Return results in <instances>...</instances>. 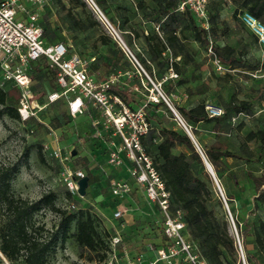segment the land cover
<instances>
[{"label":"trees","instance_id":"16d2710c","mask_svg":"<svg viewBox=\"0 0 264 264\" xmlns=\"http://www.w3.org/2000/svg\"><path fill=\"white\" fill-rule=\"evenodd\" d=\"M67 1L76 8L74 13H70L69 10L67 20L63 22L69 30L82 34L96 27L82 0ZM180 1L134 0L133 3L129 2L118 8L127 13L137 10L142 19L149 24L148 30L145 31L127 27L128 33L124 39L130 48L134 41H139L140 51L135 52L136 59L150 78L156 81L164 79L160 84L164 97H171L177 88L182 89L187 99L194 95L201 97L185 105H180L174 99L168 101L188 129L198 150L183 129L177 125L172 113L161 100L157 103L146 101L139 85V77L121 51L104 33H101L97 40L105 53H94L88 71L89 74L98 73L102 80L107 79L109 75H117V72L129 73L128 79L118 78L110 85L109 92L129 109L140 107L146 102L143 111L149 123V130L140 142L168 193L169 209L182 213L186 239L205 264H240L234 240L225 220L226 213L220 198L214 192L212 182L214 179L222 187L225 203L231 212L233 208L229 205L234 200V195L230 190L238 188L239 179L236 172L240 179V174H243L244 180L251 183L253 192L249 213L256 215L264 211V167L258 170L259 163L264 160V127L247 126L246 123L253 118L254 105L252 100L237 99L235 93L226 101L218 99L220 102L218 107L223 111L219 118H208L203 111L208 82L206 79L202 80L199 72L202 63H196L188 76L185 71L193 56L189 46L195 44L206 56L212 70V55L226 70L221 73L222 79L218 80L227 81L230 75L256 80L248 74L264 73V50L261 59L252 55V51L257 50L256 40L252 34L245 33L240 36L235 46L225 41L228 26L219 12L217 6L220 4L219 0L209 1V8L206 0L208 23L206 30L200 27L189 11L177 9ZM228 1L234 5L233 18L246 11L264 24V0ZM54 3L60 5V0H54ZM95 4L104 14L110 13L105 0H95ZM48 12L46 11L44 16L49 15ZM123 18L122 24L127 21V16ZM39 25L46 43L61 42L59 28L50 29L47 21H42ZM235 25L238 29L243 28L238 21H235ZM71 39L75 37L72 36ZM208 46L212 55L206 52ZM176 57H179L178 61H175ZM169 71L175 75L174 79L168 78ZM29 74L32 78L31 90L34 98L43 103L45 95L56 89L55 72L47 67L43 59H38L31 65ZM140 78L148 85L142 75ZM195 81L199 83L192 86ZM135 85L137 91L133 90ZM258 100L262 102V99ZM16 102L17 91L9 85L0 88V117L5 116L19 123L15 110ZM262 112L264 113V108ZM38 116L43 117V111ZM232 118L235 119L233 123ZM70 119L65 110L47 117V122L50 128L56 130L66 126ZM41 123L29 122L26 126L44 128V123ZM202 135L211 137L209 145H203ZM31 147L42 160L44 153L41 142L38 141L29 146ZM29 148H25L24 157L27 156ZM202 158L209 165L213 179L206 171ZM227 160L240 162V169L228 167ZM83 166L85 169L83 174L88 179L89 187L93 183V177L85 164ZM19 169L18 163L0 167V254L10 264H48L49 258L56 250L62 248L66 241L72 240L78 248L93 252L98 263L103 262L106 253L109 252L104 237L107 238L109 234L103 232L101 235L97 231L98 217L91 209L81 207L73 210L59 209L55 206L57 195L54 191H48L33 201L14 196L11 181ZM108 195L107 189L95 199H99L98 202L101 203ZM63 199H72L64 189ZM112 202L113 199H110V209L113 206ZM42 210L51 211L58 217L51 231H47L43 224L35 221V216ZM242 225L238 237L244 262L261 264L260 255L264 253V221L258 217L252 222L244 219ZM157 228L160 232L159 225ZM248 246L251 247L250 250Z\"/></svg>","mask_w":264,"mask_h":264},{"label":"built area","instance_id":"2783aa9c","mask_svg":"<svg viewBox=\"0 0 264 264\" xmlns=\"http://www.w3.org/2000/svg\"><path fill=\"white\" fill-rule=\"evenodd\" d=\"M49 0H0V88L6 84L17 91L16 113L19 124L25 126L29 122L41 123L38 114L49 104L56 101L65 102V110L71 119L87 113L89 107L97 111L101 125L110 129L109 140L106 143V165L114 169H124L125 179H112L108 182L109 197L113 199L111 220L122 219L126 212L122 199L128 197L133 187L138 189L145 201L155 207L159 217L160 238L155 245L145 247L146 257L135 256L133 264H205L184 235L182 213L171 211L168 205V193L154 170L149 156L142 148L140 139L149 130V123L144 116L145 103L135 109L126 107L116 96L109 92L112 85L121 74L107 79H94L89 74L88 66L93 58L84 60L75 53H70L61 43H46L42 29L38 23L37 11L47 5ZM94 19L101 26L104 34L121 51L139 77V85L144 89L142 75L151 85V94L146 97L147 102L157 103L161 100L172 113L175 122L184 131H188L180 117L170 106L168 100L159 91V84H154L144 72L135 53L126 44L125 39L105 17L93 0H82ZM179 11L187 10L198 21L200 27L207 29L206 0H181L177 6ZM239 22L255 38L257 46L264 50V24L246 11L238 14ZM212 55L210 47L206 49ZM38 59H43L50 70L55 72L54 84L56 89L47 93L43 103H39L31 90L32 78L29 74L31 65ZM211 64L216 73L226 70L212 55ZM129 78V73H123ZM253 79L264 78L262 74H248ZM168 78H175L169 71ZM146 84V83H145ZM147 85V84H146ZM137 86L133 90L137 91ZM204 114L208 118H219L223 111L220 107L204 103ZM235 119L232 118L233 123ZM43 124V123H41ZM96 122L91 121L94 127ZM51 143L42 145V152L57 164V178L59 184L72 198H80L77 194V181L84 176L83 172L69 163L70 151L63 155L57 147L54 131L43 124ZM189 132V131H188ZM32 134V129L27 130ZM117 137L118 143L112 138ZM196 146V144H195ZM196 150H198L196 146ZM221 203L227 213L229 228L240 257L241 264H245L239 237L235 231L221 189L214 180ZM62 209L73 210L75 206L67 202ZM121 243L118 235L111 238L109 245V259L104 264H117L115 247ZM126 264H130L127 262Z\"/></svg>","mask_w":264,"mask_h":264},{"label":"rangeland","instance_id":"374dc122","mask_svg":"<svg viewBox=\"0 0 264 264\" xmlns=\"http://www.w3.org/2000/svg\"><path fill=\"white\" fill-rule=\"evenodd\" d=\"M209 1L214 0H207L208 8L210 6L208 3ZM219 1L221 5L223 2L221 0ZM93 2L95 3V0H93ZM129 2L133 3L134 0H105V4L109 6L110 13L104 15L108 21L122 33L123 37H125L128 33L127 27L144 31L148 30L149 27V24H147L144 19H142L140 13L137 10H131L130 13H127L118 8ZM97 7L101 10L99 6ZM86 9L89 11L87 6ZM220 9H222L223 19L228 18V9H224V6L222 5L220 6ZM69 10L70 13L76 12V8L72 7L67 0H60V5L55 4L54 0H49L45 7L37 11L38 23L47 21L49 23L50 29L54 30L59 28L61 30V43L67 47L70 53H75L84 60L92 58L94 53H105L104 48L98 44L97 40V37L104 32L94 17L92 16L93 21L96 23V27L94 29L82 34L77 33L76 31L69 30L68 27L63 23L65 20H67V13ZM46 11H49V15L44 16ZM125 16H127V21L122 24L124 19L123 17ZM72 36H74L75 39L72 40ZM239 36V31L236 33H230L225 38V41L229 45L235 46L238 42ZM133 44L134 45L131 48L132 51L134 53L140 51L139 41H134ZM191 47H195V61L202 63V67L199 69V72L202 75V78H205L208 82V92L204 99L207 103L220 106L219 101H225L227 97H229L231 91L235 93L237 99L246 100L250 98V92L252 91L251 89H264L263 81H251L249 79H243L238 75H230V78L229 80L227 79V81L218 80L222 76L211 69V66L209 65L204 53L200 51L196 45H190L189 48L191 49ZM252 55L258 59H261L262 51L257 48V50L252 51ZM191 71V68H186V76H188ZM117 73L121 74L119 78L128 79L123 73ZM92 76L94 79L102 80L98 73H93ZM111 76L115 75H109L108 78ZM148 78L155 85L159 84V91L163 95L160 84L164 79L162 81H156L149 76ZM198 83V81H195L192 83V86H195ZM224 85L227 87L225 92ZM144 86L146 89L141 87L142 94L145 96L150 95L152 88L151 85H146L144 83ZM220 86L223 87V90L217 91L215 87L219 88ZM1 87L5 88L6 84L2 85ZM227 91H230L228 95ZM200 98L201 97L194 95L187 99L183 95L182 89L177 88L174 94L171 97L166 98V100L169 101V99H174L180 105H185L186 103L193 102ZM258 105L259 104L256 102L254 110L264 108L263 103L260 104V107H258ZM61 111H65V102L60 100L47 106L43 110L44 116H38V119L45 125L47 124L49 127L50 125L47 122V117ZM92 120L96 122L94 127L91 126ZM246 124L248 127L252 128L263 127L264 116H262L260 120H257L256 117H253ZM29 128L32 129V134H27V130ZM52 131H54L56 144L61 153L63 155L69 151L70 154L73 153V155H70L69 158V163L71 166L80 169L84 173L85 169L83 165L85 164V167L90 170V173L93 177V183L89 187H86L85 194L82 198L80 197L81 199L75 198L64 200L63 189L59 184L56 173L57 164L52 159H50L46 153L42 155V160H40L35 149L32 147L29 148L30 145H33L38 141H40L42 145L44 143H51V137L47 136L46 129L43 127L36 128L33 126H22L18 122L3 116L0 117V167L13 163H18L20 165L18 174L11 181V191L14 196L33 201L48 191H54L57 195L55 206L59 209L64 207L67 202L72 203L75 208L81 207L91 209V211L98 217V222L96 224L97 231L101 235L103 232H107L109 234L107 238L104 237V241H107L108 247L112 237L116 235L120 237L121 243L115 247L117 264H126L127 262L133 264L135 256L142 255V257H146L145 247L148 245H155V243H157L160 238V232L157 228L159 225V217L155 207H152L150 204H148L141 196L138 197L135 196V194H130L128 198L122 199V203H124V208L126 209L124 218L120 221H117V223H114V221L111 220V209L109 204L111 198L109 195L106 196L101 203L98 202L99 199H95V197L108 189V182L110 180L126 178L124 169H114L106 165V143L109 140L111 131L108 128L104 129V127L101 125V119L98 117L97 111L94 108L89 107L87 113L70 119L66 126L56 130L52 129ZM112 140L118 143L117 137H113ZM201 141L203 145L207 146L209 143H211L212 139L210 136L203 135ZM26 147L29 148V151L27 156L24 157L23 153ZM177 151L178 150H176V152ZM226 163L231 169H240L241 167L240 162H235L233 160H227ZM259 167L261 169L264 167V160ZM242 168L245 167L242 166ZM236 174L237 179H239L238 188L236 190H230V192H232L234 195V200L229 205V207L233 208V211L229 212V214L233 219L234 228L238 235L239 229L243 228L242 220L246 219L248 222H252L256 216L255 214L249 213L251 210L250 205L252 191H250L251 189H249L248 183L246 180H244V175L240 174V179L238 172H236ZM212 184L216 196L219 197L214 181ZM217 185L219 186L218 183ZM222 185L224 186V181H222ZM219 188L221 189L222 187L219 186ZM222 208L226 213L223 204ZM226 208L228 209L227 204ZM261 215L264 219L262 211ZM227 218L228 217L226 213L225 220L228 225ZM57 219L58 217L55 213L47 210H42L35 216V221L39 224H43L47 231L53 230L57 223ZM237 222L238 225L236 226ZM228 230L232 237L233 232L232 229L229 228V225ZM137 252H139V254H137ZM108 259L109 252L106 253L104 261L98 263L93 252L82 250L78 248L72 242V240H68L62 246V248H58L55 254L49 258L48 264H104L108 261ZM238 261L241 264L239 256ZM0 264L10 263L0 254Z\"/></svg>","mask_w":264,"mask_h":264},{"label":"crops","instance_id":"0c3cea01","mask_svg":"<svg viewBox=\"0 0 264 264\" xmlns=\"http://www.w3.org/2000/svg\"><path fill=\"white\" fill-rule=\"evenodd\" d=\"M215 1H218V0H215ZM223 3L221 4L222 6H224V9H228V12H229V17L228 18H226V19H224L225 20V22H226V25L228 26V34H230V33H236V32H240V36H242L243 34H251L246 28H237L236 27V25H235V21H238L239 22V19H238V17H237V15L235 16V18H233L232 17V11H233V9H234V5H231L230 4V2L228 1V0H221ZM220 4H218L217 6L219 7V9H220V6H221ZM219 12H220V14L221 15H223V13H222V9H220L219 10ZM240 23V22H239ZM241 24V23H240ZM242 25V24H241ZM240 36H239V38H240ZM191 45H195V44H191ZM241 45V44H240ZM257 48L260 50V51H262L258 46H257ZM191 49H192V52H193V56H192V61L191 62H189L188 64H187V66H186V68H191V69H193L194 68V65L196 64V63H198L197 61H195V47H191ZM178 59H179V57H176L175 58V61H178ZM202 67V66H201ZM201 67H200V69H201ZM213 68V67H212ZM213 71H214V69H213ZM215 72V71H214ZM217 74H219V75H221V73H217ZM205 78H202V80H204ZM251 81H263L264 82V78H259V79H256V80H251ZM229 83V82H228ZM215 89H217V91H220V90H223V87H215ZM227 90V87L224 85V92ZM252 91L250 92L251 94H250V98H248L249 100H252V103H253V105L255 106V104H256V102L259 104L258 105V107H260L261 105L260 104H264V98H263V96H264V89L263 88H257V89H255V90H253V89H251ZM229 92L230 91H227V95L229 94ZM232 93H233V91H231L230 92V94H229V97L232 95ZM229 97H227V99L226 100H228V98ZM247 97H249V96H247ZM262 99V102H260L258 99ZM216 99V98H215ZM225 100V101H226ZM262 109L263 108H259V109H256V110H254V115H253V117H256V119L257 120H260L261 118H262V116H264V113L262 112ZM264 127V126H263ZM203 136V135H202ZM258 166H261V164L259 163V165ZM264 169V168H263ZM258 170L260 171L261 170V168L260 167H258ZM125 179V178H124ZM247 183H248V187H249V189H251V183L249 182V181H246ZM250 191H252V189L250 190ZM253 193V192H252ZM130 194H135V196H141L142 198H143V196H142V194H141V192L138 190V189H136L135 187H133V190H132V192L130 193ZM252 197V196H251ZM126 198H128V197H126ZM130 199V198H129ZM128 199V200H129ZM144 199V198H143ZM145 200V199H144ZM125 201V200H124ZM123 204V206H124V203H122ZM125 207V206H124ZM125 214H126V212H125ZM125 214L123 215V217H122V219L124 218V216H125ZM262 214H263V217H264V211L262 212ZM256 217L255 218H261L263 221H264V219L262 218V215H261V212H258L256 215H255ZM122 219H120V220H122ZM120 220H118V221H120ZM113 221V220H112ZM114 223H117V221H114ZM248 249L250 250L251 249V247L250 246H248ZM260 260H261V264H264V253L263 254H261L260 255Z\"/></svg>","mask_w":264,"mask_h":264},{"label":"water","instance_id":"95a60500","mask_svg":"<svg viewBox=\"0 0 264 264\" xmlns=\"http://www.w3.org/2000/svg\"><path fill=\"white\" fill-rule=\"evenodd\" d=\"M185 132V134L188 136V138L190 139V141H191V143L193 144V146L196 148V146H195V143H194V141H193V139H192V137H191V135H190V133L188 132V131H184ZM70 155H73V153H71ZM202 160H203V164H204V166H205V168H206V171L209 173V175L211 176V178L213 179V174H212V171H211V169H210V167H209V165L205 162V160L202 158ZM213 181H214V179H213ZM87 183H88V179H87V177L86 176H83L82 178H80L78 181H77V194H78V196L79 197H83L84 196V194H85V189H86V187H87Z\"/></svg>","mask_w":264,"mask_h":264}]
</instances>
